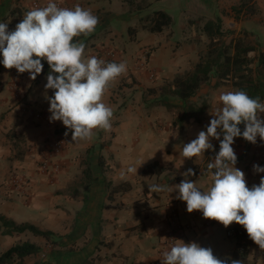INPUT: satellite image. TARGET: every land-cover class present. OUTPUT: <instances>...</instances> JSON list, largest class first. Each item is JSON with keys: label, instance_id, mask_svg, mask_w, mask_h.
Here are the masks:
<instances>
[{"label": "crops", "instance_id": "obj_1", "mask_svg": "<svg viewBox=\"0 0 264 264\" xmlns=\"http://www.w3.org/2000/svg\"><path fill=\"white\" fill-rule=\"evenodd\" d=\"M34 1L0 0V22H3L8 12L16 6L22 9L24 16L27 11L36 8L33 6ZM104 1L109 3L110 9L101 6ZM118 1L54 0L60 7L72 8L80 5L98 17L99 22L95 30L87 35L92 36L91 43L95 45H86V57L103 51L108 62H124L127 66L126 72L115 80L120 82L119 88L123 92L132 90L133 96L137 93L138 103L124 106L121 115L113 112L110 129H94L89 139H72L71 131L60 121L49 119L46 97L52 94L51 89L45 90L44 87L46 75L41 72L32 80L28 72L18 73L15 68H1L0 214L17 223L26 222L41 230H52L45 219L52 213L53 202L58 200L54 195L56 191L66 188L65 182L70 180L71 184L72 179L81 174L82 162L87 160L92 181L82 189L85 202H77L72 197L70 201L67 200L72 216L70 230L67 231L70 245L75 242L78 244L81 240L84 243L78 250L71 252H52L53 264H82L96 255L101 258L98 264H162L163 252L169 250L176 243L175 240L196 242L202 247L211 248L213 254L220 259H229L237 242L241 241L248 250L249 264H257L259 260L264 259V249H260L248 237L243 226L233 222L224 227L215 220L204 218L200 211L189 213L185 202L178 198L174 188L187 178L183 173L188 168L195 170L198 166L199 175L194 180L197 187L207 190L211 186V178L206 175L210 173L207 164L214 159L211 155L216 152L212 140L210 143L213 150H206L202 156L184 158L182 155L183 145L206 129L209 118L205 116L200 123L171 129L169 116L166 122L159 120L162 118L163 121L165 118L164 107H158L156 104L148 111L147 105L139 102L143 94L144 97L149 94L150 89H157L165 81L193 69L205 45L210 42L203 31L206 21L220 18L226 33L224 41L229 43L231 40L246 38L250 32L254 33L251 27L255 19H237L232 7L239 5L241 0H179L178 18L173 20L170 14L158 10L168 14L171 22L160 32H150L146 26L151 23L150 20L156 11L152 15L142 16L143 9L150 3L146 0H121L129 4L123 18L135 20L133 25H129L128 32L130 40L138 45H114L113 42L104 44L102 38L111 39L113 35L110 29L112 18H119L118 14L113 16L112 11V7H118ZM47 3L48 0H40L38 7H44ZM251 4L264 13V0H252ZM175 23L176 28L185 31L190 28L191 36L180 39L172 51L176 52V45L182 44L191 45L192 50L184 53L182 60L164 64L160 60L169 45ZM139 30L157 37L146 39L142 43L136 39ZM260 31L262 34L255 35L262 40L264 28ZM84 40L85 38L79 41ZM95 50L96 52H93ZM102 99L112 110V100L107 101L104 96ZM148 107L150 108L149 105ZM57 142L60 144V153L51 163H56L59 170L54 174L51 169L48 172L42 171V157L53 154L52 149ZM234 151L239 159L235 167L245 173L247 185L251 187L258 184L264 174L260 175L252 168L247 169L253 155L247 153L248 149L244 148V143H240V147L234 148ZM100 157L108 166L106 172L102 171ZM153 162L168 166L169 170L160 176L143 175V167ZM129 168H137V172H129ZM201 173L204 176H201ZM199 176L203 178L202 181L198 180ZM19 179L27 184L23 186ZM108 181L113 185L128 182L131 184L130 191H136V194L129 199V192L116 194L112 201H108ZM153 184L164 185L165 190L153 193L149 190ZM167 186L173 188V191ZM75 213H78L76 218ZM222 229L224 234L221 233ZM227 230L233 232L234 236L227 237ZM236 233L240 236L236 237ZM28 234L30 233L0 236V252L11 247L12 240L17 236L22 238ZM226 238L235 240L228 242ZM6 241L9 246L2 249V243ZM100 241L105 244L97 248ZM28 242L36 244L34 238Z\"/></svg>", "mask_w": 264, "mask_h": 264}, {"label": "clouds", "instance_id": "obj_2", "mask_svg": "<svg viewBox=\"0 0 264 264\" xmlns=\"http://www.w3.org/2000/svg\"><path fill=\"white\" fill-rule=\"evenodd\" d=\"M98 22L89 9L80 5L60 7L54 0L27 11L12 30L7 22H0V65L15 68L18 73L28 72L34 80L44 68L42 59L47 62L50 71L44 87L53 90L46 97L49 119L60 121L71 131L72 139H89L94 129H110L113 112L102 98L110 82L127 70L124 62L106 63L95 55L85 57L84 42H74V37L92 33ZM218 99L221 106L212 114L206 129L182 147L183 157L193 158L213 150L212 139L220 141L219 151L207 164L211 186L201 190L196 182L184 178L174 188L189 213L200 211L204 218L224 227L235 222L264 249V176L249 187L245 173L235 167L237 155L232 147L237 137L252 144L257 137L264 141V118L260 116L264 102L244 90L222 92ZM253 170L264 173V166L254 164ZM128 171L136 173L137 168ZM183 175L191 177L195 173L188 168ZM149 190L158 193L165 186L153 184ZM175 241L163 252L162 264H242L240 260L220 259L211 248L196 242ZM257 264H264V259Z\"/></svg>", "mask_w": 264, "mask_h": 264}, {"label": "trees", "instance_id": "obj_3", "mask_svg": "<svg viewBox=\"0 0 264 264\" xmlns=\"http://www.w3.org/2000/svg\"><path fill=\"white\" fill-rule=\"evenodd\" d=\"M252 0H241L239 5L233 6V10L237 15L243 13H253L251 11L253 5ZM23 18V11L19 7H14L8 12V15L3 19V22H7L9 30L15 28V25L19 23ZM9 20V21H8ZM151 23L146 26L150 32H160L165 26L171 22V18L168 14L161 11H156L152 18ZM15 25H14V24ZM12 24L14 27L12 28ZM203 31L208 37L210 42L207 45V51L204 55L199 57V61L195 64L192 70L176 75L172 80H167L161 85L158 90L162 94V103L169 105L164 98H176L181 102H186V108L183 110V114L173 122V125L178 129H181L185 124L190 125L194 123H200L204 109L196 106L194 103L187 102L193 98L200 87L210 81L212 77L217 79L216 86L229 87L232 90H244L249 96L255 98L259 97L261 102L264 101V47L261 45L251 44L246 41L245 38H238L231 40L229 43H225L224 37L226 35L223 30L222 20L217 18L214 21L208 22L203 26ZM83 34L78 37H74V42L83 39ZM44 68L42 73L47 76L50 71L49 65L42 59ZM3 66L0 65V71ZM156 92V89H152ZM53 94V90H51ZM166 96V97H165ZM170 96V97H169ZM243 130V123L239 125ZM247 146L248 142L242 137H237ZM222 139V137H221ZM216 140L215 151H219L220 141ZM216 152H213L211 157H215ZM239 159H237V162ZM82 177L86 180V185L92 181V173L90 164L87 160L82 162ZM100 166L102 171L106 172L108 166L100 157ZM194 170L195 175L187 177L194 181L199 175L198 167ZM168 166L160 165L157 162L146 164L142 169V174L149 177L160 176L164 172L168 171ZM207 177L210 174L207 173ZM211 178V177H210ZM131 190V184L128 182H121L113 185L112 182H106V199L112 201L116 194H124ZM30 233L34 237H39L45 240L46 244L56 245L53 240L54 234L48 230H41L38 227L22 222L17 223L14 220L5 217L0 214V236H11L14 234ZM240 236L236 233V237ZM112 241L111 239H109ZM104 241H100L99 246L104 245ZM74 244L67 247V251H74ZM41 248L35 243L28 241H22L13 244L7 250L0 253V264H27L26 259L28 257L41 253ZM95 257H90L82 264H98V261H94ZM231 260H240L242 264H249L248 250L244 243L237 242L235 250L231 253ZM33 264H53L45 259L36 261Z\"/></svg>", "mask_w": 264, "mask_h": 264}, {"label": "rangeland", "instance_id": "obj_4", "mask_svg": "<svg viewBox=\"0 0 264 264\" xmlns=\"http://www.w3.org/2000/svg\"><path fill=\"white\" fill-rule=\"evenodd\" d=\"M146 2L147 3L149 2L150 4L146 8L143 9L142 16L146 17L147 15H152L153 12H155V11L163 10V11L167 12L168 14H170V16L173 18V20L178 18L179 0H146ZM117 5H118L117 8L112 7L113 16L116 14L119 15V18H114V17L112 18V23L110 25V29H111V32L113 33V35H111V39L103 37L102 38L103 42H104V44H108L109 42L110 43L113 42L114 45H131L132 47H135L138 44L136 42L130 40L129 32H128L129 25H133L135 20L123 18V16H126L125 10L127 7H129V4L127 5L124 2H122L121 0H119L117 2ZM101 6H104V7H107L108 9H110V5H109V3H107V1L106 2L104 1V4H102ZM251 11H253V13H248V15L245 14L243 16H241L240 14L237 15L235 12H234V14L237 17V19H242V20H244L245 18H247L248 20H254L255 19V21L252 22V27H251V30L255 31V32L254 33L250 32V35L247 34L249 36H247L245 39L247 42H249L251 44L261 45L262 47H264V37L262 40H260L255 35V33H261L262 34L260 29L264 28V13L262 10H260V8L254 7V5H253ZM208 22H211V21H206L205 24ZM13 24L11 26L12 28L15 25V24L14 25ZM176 26H177V24L175 23L173 25V28H172L173 34L169 39V45H168L165 53L163 54V59L160 60L161 63L167 64L170 62L171 64H173V62L182 60L183 58L181 56L184 53L190 52L192 50L191 45L182 44V45H176V52L172 51V48L175 47V43L180 41V39H185V38L191 36L190 28L187 31H185L182 28H176ZM86 37H87V35L83 36V38H85V40H84L85 45H95V43H91L92 36H89L87 38ZM154 37L156 38L157 35H152L146 31H143V30H139L137 35H136V39L138 41H142V43L144 40L153 39ZM207 49H208L207 45H205L204 50L202 51V53H200V56L204 55L206 53ZM89 52L91 54V50ZM93 52H96V50ZM216 81H217V79L215 77H212L210 79V81H208L207 83L203 84L200 87V89L197 91L196 95L193 98H191L187 101V102L194 103L196 106L202 107L204 109V114L202 115V119H204V117L207 116V118H209V120H211L212 114H215L217 108H219L221 106L220 101L218 99L219 95L222 92L232 90L231 88L226 87V86L225 87L216 86ZM119 87H120V82L118 83V80L111 81L107 87V90L104 94V97L107 101L109 99L112 100L111 101L112 112H114L115 114L119 113L121 115V113H123L124 106H127L129 103L130 104H137L138 103V98H137L138 94L136 93V95L133 96L132 90H126L123 92L122 89H120ZM152 89H154V88H152ZM152 89L149 90V94L146 97H144L145 94H143L141 96V100H139V102L140 101L144 102V104L147 105L146 107H147L148 111L152 110L151 107L156 106V104L158 107H164L165 118H163L164 119L163 121H162V118H159V120L161 119V122H166L168 119V116H169V121H170L169 123L172 124V126L170 128L172 129L173 127H175L173 125V122L176 121V119L183 114V112H184L183 110L186 108V102L183 103L176 98H164L169 103V105H165L164 103H162V97L163 96L161 94V91H159L157 88L156 92L155 91L153 92ZM151 95H156V96L151 98L150 97ZM142 102H140V103H142ZM148 105L150 106V108L148 107ZM167 113H168V115L166 116ZM260 116H261V118H264V113L260 114ZM212 143L215 144L216 140H215V142L212 140ZM240 143H244V142H242L238 138H234V143H233L232 147L235 149L236 148L238 149L240 147ZM157 147H159V146H157ZM245 147H247V149H248L247 153H249L250 155H253L251 160L247 164V169L248 168L253 169L254 164H259V165L264 166V141H262L259 137H257V141L255 144L248 142L247 146L244 144V148ZM259 174L263 175L264 173H259ZM201 176H204L203 173H201ZM201 176H199V178H198L199 181H202V179H203ZM72 180L73 181H71L72 182L71 184H70V180L68 182H65L66 188H63L62 190L56 191L54 196L58 200H57V202H53L52 213L50 216H47V218L45 219L49 223L48 226L52 230H54V231H52V230H48V231H51L54 234L53 240L57 244L56 245L46 244L44 239L33 237L30 234H28V236H25L22 238H21V236H17V238H14V240H12L11 244L13 245L15 243L22 242L25 240L30 241L31 239L34 238L36 244L39 247L40 246L44 247L43 249L41 248V250H42L41 253L34 255V256H31V257H28L26 259L27 264H33L34 262L40 261L43 259L52 262V261H54L53 257H52V252H54V251L55 252H59V251L64 252V251H67V247L70 246V239L67 236L68 235L67 231L70 230V217H72V216L70 215V206L68 207L67 203H68V201H70V197L75 199L77 202L79 200L84 201L83 198H84L85 194L82 192L83 191L82 189L85 188V185L87 183L81 174H77ZM135 194H136V191H129V193L127 195V199L134 196ZM55 213H57V214H55ZM77 216H78V213H75L74 217L76 218ZM55 222H57V223H55ZM223 231H224V229L221 230V233ZM63 233H67V234H63ZM60 234H62V235H60ZM69 234H70V232H69ZM222 234H224V233H222ZM234 240H235L234 238L227 239L228 242H234ZM83 243H84L83 240H81L78 244L76 242L73 243L74 248H76L75 250H78L80 245ZM8 246L9 245H8L7 241L2 243V249L6 248ZM100 259L101 258L96 255L95 258L93 259V262L94 261L99 262Z\"/></svg>", "mask_w": 264, "mask_h": 264}, {"label": "built area", "instance_id": "obj_5", "mask_svg": "<svg viewBox=\"0 0 264 264\" xmlns=\"http://www.w3.org/2000/svg\"><path fill=\"white\" fill-rule=\"evenodd\" d=\"M39 2H40V0H35L33 3V6L38 7ZM95 56H97L100 59L105 60L106 63L108 62V58H107L105 52H103V51L95 53ZM59 147H60V144L57 142L56 144H54V148L52 149L54 153L53 154L49 153V154H46L42 157L41 162H40L41 163L40 168L42 171L48 172L49 169H51L52 174H54L56 171L59 170L58 165L56 163H53V164L51 163L52 160H54L56 157H58V155L60 153ZM19 183L22 184L23 186H25L27 184L24 180H21V179H19ZM227 236L233 237L234 233L231 231H228ZM171 240H172V238H171Z\"/></svg>", "mask_w": 264, "mask_h": 264}]
</instances>
